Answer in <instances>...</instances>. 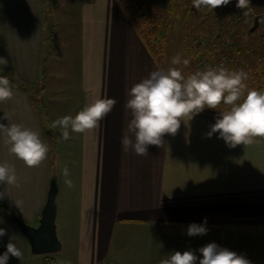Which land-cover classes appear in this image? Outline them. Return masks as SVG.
<instances>
[{"label": "crops", "instance_id": "crops-1", "mask_svg": "<svg viewBox=\"0 0 264 264\" xmlns=\"http://www.w3.org/2000/svg\"><path fill=\"white\" fill-rule=\"evenodd\" d=\"M67 1L64 11L79 16L76 83L71 61L50 47L58 21L52 18L54 0H0V57L8 60L0 64V75L8 77L14 92L0 103V123L39 133L49 148L38 167L28 168L0 134V164L13 165L19 177V186L0 183V202L11 209L0 207V228L7 232L0 237V255L16 236L23 257L10 255L7 264L54 263L53 254L65 247L68 264H160L186 250L199 264L198 249L214 242L251 264H264V137L230 148L219 133L206 136L217 119L200 113L182 122L175 136L165 134L162 145L148 146V156L123 152L120 141L131 119L128 91L164 69L119 0ZM47 12L51 24L46 25ZM56 88L65 95L61 106L50 103ZM96 98L117 101L97 129L83 134L69 129L70 139L63 142L61 129H49L59 109L62 117H74ZM65 167L72 187L65 183ZM54 175L63 246L39 255L15 217L39 226ZM205 218L206 235L186 234L189 224Z\"/></svg>", "mask_w": 264, "mask_h": 264}, {"label": "clouds", "instance_id": "clouds-1", "mask_svg": "<svg viewBox=\"0 0 264 264\" xmlns=\"http://www.w3.org/2000/svg\"><path fill=\"white\" fill-rule=\"evenodd\" d=\"M229 3L230 0H192L195 9L203 8L212 12ZM236 7L244 10L243 15L247 17L251 2L237 0ZM171 63L179 65L181 57L174 56ZM182 63L188 66L190 61L184 59ZM0 64L6 66L8 60L0 57ZM247 79L248 74L244 70H229L223 66H209L187 77L175 67L151 72L128 91L129 99L125 107L130 110L131 119L121 137L122 151L148 156V146L162 145L165 134L175 136L182 122L186 124L206 108L217 109L221 103L229 108L220 112V118L210 126L206 136L211 138L213 134L219 133V138L230 148L253 144L256 137H264V90L248 89L245 83ZM13 95L10 80L6 75H0V103L12 99ZM116 103L113 98H96L74 117L66 115L54 120L49 129H61L60 138L67 141L70 139L69 129L81 134L97 129ZM4 118L9 121L7 115ZM0 134L6 137L5 144L9 145V152L22 160L26 167H38L46 159L49 148L39 133L9 122L8 126L0 123ZM63 173L65 183L72 187L66 167ZM0 183L19 186V177L13 165L6 162L0 164ZM3 195L0 193V199ZM207 231L205 218L202 224H189L186 234L190 237L202 236ZM6 234V229L0 228V237ZM17 238L13 236L9 239L6 251L0 255V264H7L10 255L18 259L23 257V252L14 242ZM198 251L202 254L199 264H251L244 255L214 242L200 247ZM197 260L192 250L183 253L174 251L170 258L161 260L160 264H197Z\"/></svg>", "mask_w": 264, "mask_h": 264}, {"label": "trees", "instance_id": "trees-1", "mask_svg": "<svg viewBox=\"0 0 264 264\" xmlns=\"http://www.w3.org/2000/svg\"><path fill=\"white\" fill-rule=\"evenodd\" d=\"M119 1L164 70L171 38L176 33L181 37L180 46L186 51L184 59L190 61L188 66L181 65L184 68L180 70L185 77L209 66L214 67L225 59V68L242 69L248 74L245 81L248 89L264 90V36L255 35L256 30L252 31L254 25L237 18L240 13L236 7L237 0H230L228 5L215 8L213 12L195 9L192 0ZM259 14H264V4L259 7ZM228 108L221 103L217 109L206 108L201 113L218 119L220 112ZM0 207L11 211L2 202Z\"/></svg>", "mask_w": 264, "mask_h": 264}, {"label": "rangeland", "instance_id": "rangeland-1", "mask_svg": "<svg viewBox=\"0 0 264 264\" xmlns=\"http://www.w3.org/2000/svg\"><path fill=\"white\" fill-rule=\"evenodd\" d=\"M53 1V0H52ZM72 1V0H71ZM67 0H54V6H56L55 8V13L54 16L52 17L53 19H55V17L58 19V21L53 25H52V31H54V38L50 43V47L53 48V52L57 49V53L60 56H65L67 59H69L71 61V72H72V81L73 83H76V75L78 72L77 66H78V54H77V50H78V25H79V16L76 12H74L73 14H71V11H64V9H67V6L62 7L64 4L67 5ZM251 5H254L255 9V13L256 15H258L259 13V7L262 6L264 4V0H250ZM259 6V7H258ZM47 16H46V25L47 24H51L48 21L49 18V12H47ZM264 15V14H263ZM60 19V20H59ZM48 21V23H47ZM250 24L253 26L254 25V20L252 19V21L250 22ZM50 27V25H49ZM257 36H264V20L260 22L257 30H256V34ZM180 41H181V37L178 36L177 34L174 33V35L171 38V44L169 46V57L166 58V61L164 62V68L165 70L175 67L178 68L179 70L184 68L182 65V61L185 58V52L184 49H182V47L180 46ZM179 55L181 57V63L179 65H173L171 63V60L174 56ZM58 60L53 57L51 59V63H56L57 65ZM60 65V64H59ZM181 67V68H180ZM181 71V70H180ZM55 87L57 86V83L54 84ZM51 97L53 98L52 100H50L51 104H56L58 106H61L65 101L64 98L65 95L63 94V91L57 92V88L53 89V93H51ZM78 100H75L73 103H76ZM59 112H61L57 119L62 117V110L59 109ZM63 142V139H62ZM61 147L63 148V144H61ZM61 150V148H60ZM62 161H64L62 159ZM61 240V239H60ZM39 255H43V254H39ZM55 255L56 260L54 261V263H52L51 261L49 262V264H68V261L71 260L70 257V252L68 248H63V250L61 252H59V254H53Z\"/></svg>", "mask_w": 264, "mask_h": 264}, {"label": "water", "instance_id": "water-1", "mask_svg": "<svg viewBox=\"0 0 264 264\" xmlns=\"http://www.w3.org/2000/svg\"><path fill=\"white\" fill-rule=\"evenodd\" d=\"M264 15L259 14L255 18V24L252 31L257 30ZM59 190L58 178L56 175L52 177L48 194L47 203L42 211L39 226L30 225L20 218L15 217L16 222L20 226L23 233L29 239L32 252L35 254H52L62 249V242L57 232V194Z\"/></svg>", "mask_w": 264, "mask_h": 264}, {"label": "built area", "instance_id": "built-area-1", "mask_svg": "<svg viewBox=\"0 0 264 264\" xmlns=\"http://www.w3.org/2000/svg\"><path fill=\"white\" fill-rule=\"evenodd\" d=\"M243 11L242 9H240V13H239V16L237 17L240 21H242L243 23H250L252 21V19H254V17L256 16V13H255V9H254V6L251 5V8L249 11V15L247 17H245L243 15ZM218 66H223V67H226L227 66V63H226V60L223 59V60H220L218 63L215 64L214 67H218ZM106 264H111L110 262H106Z\"/></svg>", "mask_w": 264, "mask_h": 264}]
</instances>
